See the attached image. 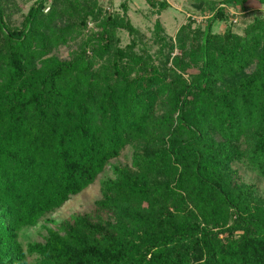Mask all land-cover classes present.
Returning <instances> with one entry per match:
<instances>
[{
	"label": "trees",
	"instance_id": "16d2710c",
	"mask_svg": "<svg viewBox=\"0 0 264 264\" xmlns=\"http://www.w3.org/2000/svg\"><path fill=\"white\" fill-rule=\"evenodd\" d=\"M48 1L12 26L0 0V264H264V199L234 167L264 176V16L215 32L248 0H195L212 17L174 38L158 18L151 53L125 3ZM128 147L95 212L47 217Z\"/></svg>",
	"mask_w": 264,
	"mask_h": 264
},
{
	"label": "rangeland",
	"instance_id": "374dc122",
	"mask_svg": "<svg viewBox=\"0 0 264 264\" xmlns=\"http://www.w3.org/2000/svg\"><path fill=\"white\" fill-rule=\"evenodd\" d=\"M162 1H159L158 4L155 3L152 6V3L149 4L147 0H99L102 6L106 7L111 5L115 13H119L121 15L125 12L122 4H126L128 8L127 13L131 22L146 36L148 47H151V53H155L157 50V47L152 45V38L158 18H160L163 26L166 28V35L174 38L177 30L182 24L187 23L191 15L202 21V24L207 23L208 19L213 15V13H209L207 10L206 15V13L200 9L203 5L197 4L195 0H166L169 6L165 9L161 8ZM193 2L194 7L191 6V3ZM35 3L36 0H13V5L7 11L9 23L12 26L21 25L24 21L25 15H27L30 8L34 6ZM50 3L51 0L48 1L47 7L50 6ZM248 7L252 8L253 11L243 13L240 8H232L231 13L234 14L233 17L238 19L237 26H232L230 24L231 20L225 18L223 22L220 20L216 21L213 25V30L215 32H224L229 26L228 28H232L237 33L241 34L248 25L253 23L256 17L264 16V6L257 1L251 0ZM48 10L49 8L46 9V12ZM89 27L93 28L95 27V24L91 22ZM118 36L121 38V46H126L132 39V36L126 30H119ZM82 41L83 39L81 38L76 41H71L68 45L61 46L58 50H56L55 54L63 60L69 59L70 53L77 50ZM179 53L180 51L178 49L174 52V54ZM193 72H195V70H191L190 73ZM187 77L189 76L187 75ZM242 147H245V144L242 145ZM132 155L133 149L132 147H128L120 158L111 162V165L103 174L100 175L95 184L91 185L81 194L72 197L62 208L51 213L47 217L57 221H63L65 219H69L71 215L77 212H95V204L103 196V182L109 178L115 177L113 173L114 166H131ZM234 167L239 170L242 180L256 189L257 196L264 199V176L250 170L245 166V164L238 161L234 162ZM45 226L46 224L43 222L41 225L26 229L22 233L20 240L24 243L25 247L33 242H45L48 235ZM28 259L29 261H34L33 256H29Z\"/></svg>",
	"mask_w": 264,
	"mask_h": 264
},
{
	"label": "crops",
	"instance_id": "0c3cea01",
	"mask_svg": "<svg viewBox=\"0 0 264 264\" xmlns=\"http://www.w3.org/2000/svg\"><path fill=\"white\" fill-rule=\"evenodd\" d=\"M255 1H257V0H255ZM250 2H251V0H248V4H247V10H248V11H246V12H251V11H252V8L248 7L249 4H250ZM257 2H258V1H257ZM258 3H259V2H258Z\"/></svg>",
	"mask_w": 264,
	"mask_h": 264
},
{
	"label": "built area",
	"instance_id": "2783aa9c",
	"mask_svg": "<svg viewBox=\"0 0 264 264\" xmlns=\"http://www.w3.org/2000/svg\"><path fill=\"white\" fill-rule=\"evenodd\" d=\"M155 1H158V2H159V1H162V0H155ZM234 21H235V22H237V21H238V19H237V18H235V19H234Z\"/></svg>",
	"mask_w": 264,
	"mask_h": 264
}]
</instances>
